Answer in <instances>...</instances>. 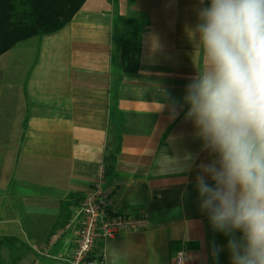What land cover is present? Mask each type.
Segmentation results:
<instances>
[{"label": "crops", "instance_id": "crops-1", "mask_svg": "<svg viewBox=\"0 0 264 264\" xmlns=\"http://www.w3.org/2000/svg\"><path fill=\"white\" fill-rule=\"evenodd\" d=\"M200 6L86 0L60 31L0 55V241L13 248L14 264H31L33 246L48 247L52 238L54 257L72 252L73 210L100 164L111 212L150 221L145 230L99 239L94 254L106 264H175L182 250L196 255L189 264H231L228 237L199 209L196 165L212 157L184 120L186 108L175 120L160 109L166 94L180 100L196 73L189 36ZM130 16L142 44L136 72L120 62L121 27ZM189 153L196 160L182 171Z\"/></svg>", "mask_w": 264, "mask_h": 264}, {"label": "clouds", "instance_id": "clouds-1", "mask_svg": "<svg viewBox=\"0 0 264 264\" xmlns=\"http://www.w3.org/2000/svg\"><path fill=\"white\" fill-rule=\"evenodd\" d=\"M198 3L189 36L196 73L182 98L166 94L160 109L175 120L186 108L212 157L196 165L199 209L228 237L231 264H264V0ZM195 160L186 154L180 170Z\"/></svg>", "mask_w": 264, "mask_h": 264}, {"label": "trees", "instance_id": "trees-1", "mask_svg": "<svg viewBox=\"0 0 264 264\" xmlns=\"http://www.w3.org/2000/svg\"><path fill=\"white\" fill-rule=\"evenodd\" d=\"M85 1L0 0V55L20 42L60 31L73 19ZM121 37L119 51L122 68L125 72H136L142 47L136 17L130 16L124 22ZM68 203H63L66 210Z\"/></svg>", "mask_w": 264, "mask_h": 264}, {"label": "built area", "instance_id": "built-area-1", "mask_svg": "<svg viewBox=\"0 0 264 264\" xmlns=\"http://www.w3.org/2000/svg\"><path fill=\"white\" fill-rule=\"evenodd\" d=\"M111 193L112 189L105 181V166L100 164L92 189L73 212V221L78 227L75 232L76 245L72 252L62 257H54L50 247L56 239L52 238L48 247L33 246L38 256L31 264H48L41 261L42 257L56 259L53 264H106L103 256L93 254L99 239L109 240L119 233L145 230L150 226L146 215L112 213L109 205ZM195 256L190 251H179L175 256V264H189Z\"/></svg>", "mask_w": 264, "mask_h": 264}, {"label": "rangeland", "instance_id": "rangeland-1", "mask_svg": "<svg viewBox=\"0 0 264 264\" xmlns=\"http://www.w3.org/2000/svg\"><path fill=\"white\" fill-rule=\"evenodd\" d=\"M12 249L10 244L0 241V264H14L15 254Z\"/></svg>", "mask_w": 264, "mask_h": 264}]
</instances>
